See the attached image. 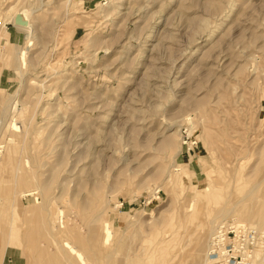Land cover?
I'll use <instances>...</instances> for the list:
<instances>
[{
    "label": "rangeland",
    "instance_id": "374dc122",
    "mask_svg": "<svg viewBox=\"0 0 264 264\" xmlns=\"http://www.w3.org/2000/svg\"><path fill=\"white\" fill-rule=\"evenodd\" d=\"M0 204L1 264L264 248V0H0Z\"/></svg>",
    "mask_w": 264,
    "mask_h": 264
},
{
    "label": "built area",
    "instance_id": "2783aa9c",
    "mask_svg": "<svg viewBox=\"0 0 264 264\" xmlns=\"http://www.w3.org/2000/svg\"><path fill=\"white\" fill-rule=\"evenodd\" d=\"M242 233L245 229L237 224L223 225L215 230L208 252L209 264H253L256 254L251 247L258 248L259 241H248L241 237ZM263 259L264 256L260 264H263Z\"/></svg>",
    "mask_w": 264,
    "mask_h": 264
},
{
    "label": "bare ground",
    "instance_id": "6f19581e",
    "mask_svg": "<svg viewBox=\"0 0 264 264\" xmlns=\"http://www.w3.org/2000/svg\"><path fill=\"white\" fill-rule=\"evenodd\" d=\"M77 2L78 1H75L74 2V5H76L77 4ZM72 3V2H71ZM73 4V3H72ZM30 14H32V13H30ZM22 16H23V14H22ZM31 17V16H30ZM29 14H28V17H27V14H25V18H27L28 20H25V18H24V16H23V19H24V24L25 25H21V23H20V21H18L19 20V18H15V25L16 26H19V30H21L22 32H24L25 33V40H26V45H25V47H21V48H18V47H14L15 48V53H14V56H15V61H17V64H18V70L19 71H22V68L26 65V55L28 54V49H29V43H31L32 41H33V37H34V26H33V24L31 23V21H29ZM11 19V18H10ZM2 33L3 34H5V36L6 37H8V32L7 31H5V30H3L2 31ZM8 45L9 46H11L9 43H8ZM12 47V46H11ZM11 52V51H10ZM11 55V54H10ZM26 67V66H25ZM32 82V81H31ZM32 84H35V82H32ZM15 101V100H14ZM19 143V142H18ZM181 149H182V147L180 146L179 147V151H178V153H180L181 152ZM186 170H188V169H186ZM20 173V172H19ZM179 176V175H178ZM194 176V175H193ZM180 178H179V183L181 182L182 184L183 183H186L187 182V179H188V177H189V174L188 173H186L185 171H181V176H179ZM212 195V194H211ZM206 196V195H205ZM212 196H214V195H212ZM246 206V205H248V203H246V202H244L243 203V206ZM0 206H1V204H0ZM1 209H2V207H1ZM1 209H0V211H1ZM241 212V211H240ZM241 214V213H240ZM48 217V216H47ZM54 221H56V220H54ZM53 223H55V222H53ZM55 225V224H54ZM54 227V226H53ZM184 228H186V227H184ZM180 233V231L178 232L177 231V235ZM96 234V233H95ZM99 235V234H98ZM213 235V234H212ZM211 235V236H212ZM100 236V235H99ZM206 236H207V230L205 229V230H201L198 234H197V236H196V238H195V240H194V248H195V250H193V254H191V256H190V263L189 264H198L197 263V259L200 257V255H198L199 254V252L203 249V245H204V241H205V238H206ZM98 237V236H97ZM110 237V233L109 232H107V237L105 238L106 240L108 239ZM263 237V236H262ZM211 238V237H210ZM98 239H99V237H98ZM97 241V238L95 237V235H94V241ZM172 241V240H171ZM171 241H169V242H171ZM14 242H15V237H12V236H10V237H8V239H7V244H6V246H4L3 248H1L2 250V253H1V256H0V264H1V262H2V260H3V258H4V254H5V251H6V249L9 247V246H11V245H14ZM168 242V243H169ZM263 243V242H262ZM166 244V243H165ZM181 243H179L178 245H180ZM95 246H93V247H95V250H96V248L98 247L97 245H99V243L97 244V242H96V244H94ZM261 244L259 243V245H258V247H260V249L262 250L263 249V251H264V248H261V246H260ZM264 245V244H263ZM210 247V246H209ZM69 249L68 250H70V251H72L73 253L75 252V254L74 255H76V257H77V259L81 262V264H89V263H87V261L85 260V258L83 257V254H81V253H79V252H77V251H75V249H72V248H70V247H68ZM99 248V247H98ZM174 248H176V246L174 245ZM178 248V247H177ZM256 248H257V246H256ZM209 252V251H208ZM207 252V257H206V261L205 262H202L201 264H209L210 262H211V259H210V257H209V253ZM257 252V251H256ZM255 252V253H256ZM257 255H259V253H256V257H257ZM179 257V256H178Z\"/></svg>",
    "mask_w": 264,
    "mask_h": 264
},
{
    "label": "water",
    "instance_id": "95a60500",
    "mask_svg": "<svg viewBox=\"0 0 264 264\" xmlns=\"http://www.w3.org/2000/svg\"><path fill=\"white\" fill-rule=\"evenodd\" d=\"M17 17L22 18V20H23V16H22V14H18Z\"/></svg>",
    "mask_w": 264,
    "mask_h": 264
},
{
    "label": "crops",
    "instance_id": "0c3cea01",
    "mask_svg": "<svg viewBox=\"0 0 264 264\" xmlns=\"http://www.w3.org/2000/svg\"><path fill=\"white\" fill-rule=\"evenodd\" d=\"M3 77V76H2ZM2 79V78H1ZM6 252V251H5ZM4 257H5V255H4ZM4 260V259H3Z\"/></svg>",
    "mask_w": 264,
    "mask_h": 264
}]
</instances>
